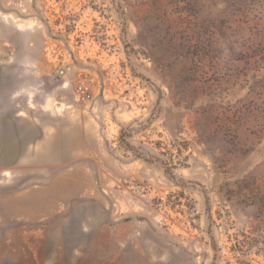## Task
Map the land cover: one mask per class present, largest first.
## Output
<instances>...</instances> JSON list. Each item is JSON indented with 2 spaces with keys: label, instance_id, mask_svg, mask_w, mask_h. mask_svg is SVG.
Returning <instances> with one entry per match:
<instances>
[{
  "label": "rangeland",
  "instance_id": "374dc122",
  "mask_svg": "<svg viewBox=\"0 0 264 264\" xmlns=\"http://www.w3.org/2000/svg\"><path fill=\"white\" fill-rule=\"evenodd\" d=\"M14 113L0 264H264V0H0Z\"/></svg>",
  "mask_w": 264,
  "mask_h": 264
},
{
  "label": "crops",
  "instance_id": "0c3cea01",
  "mask_svg": "<svg viewBox=\"0 0 264 264\" xmlns=\"http://www.w3.org/2000/svg\"><path fill=\"white\" fill-rule=\"evenodd\" d=\"M25 64H21L20 66H24ZM25 90L24 86L17 87V91L23 92ZM14 97V95L12 96ZM22 116L19 113H14L11 115L5 116V120L2 122L0 121V125L2 126L0 129L5 130L7 133H10L15 129V125L18 123H27V124H33L32 120L29 118L22 119Z\"/></svg>",
  "mask_w": 264,
  "mask_h": 264
},
{
  "label": "trees",
  "instance_id": "16d2710c",
  "mask_svg": "<svg viewBox=\"0 0 264 264\" xmlns=\"http://www.w3.org/2000/svg\"><path fill=\"white\" fill-rule=\"evenodd\" d=\"M125 145H126L127 148L131 149L130 148L131 146H129L128 144H125ZM165 173L167 174V176L169 178H171L172 180L176 181L175 178H174V176H173V173H172L171 169H169L168 167H166L165 168ZM176 183H178V185H185V184H187V182H181V181L180 182H176ZM202 192L205 195V204H206L207 209H208V198L206 196V192H205L204 188H202Z\"/></svg>",
  "mask_w": 264,
  "mask_h": 264
},
{
  "label": "built area",
  "instance_id": "2783aa9c",
  "mask_svg": "<svg viewBox=\"0 0 264 264\" xmlns=\"http://www.w3.org/2000/svg\"><path fill=\"white\" fill-rule=\"evenodd\" d=\"M76 94H77L78 100L82 102H85L90 98L89 93L82 85L78 86Z\"/></svg>",
  "mask_w": 264,
  "mask_h": 264
}]
</instances>
